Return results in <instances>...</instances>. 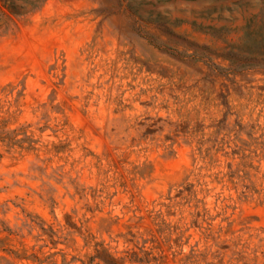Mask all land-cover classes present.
Here are the masks:
<instances>
[{
    "label": "clouds",
    "instance_id": "clouds-1",
    "mask_svg": "<svg viewBox=\"0 0 264 264\" xmlns=\"http://www.w3.org/2000/svg\"><path fill=\"white\" fill-rule=\"evenodd\" d=\"M0 4V264H264V0Z\"/></svg>",
    "mask_w": 264,
    "mask_h": 264
},
{
    "label": "rangeland",
    "instance_id": "rangeland-1",
    "mask_svg": "<svg viewBox=\"0 0 264 264\" xmlns=\"http://www.w3.org/2000/svg\"><path fill=\"white\" fill-rule=\"evenodd\" d=\"M0 6L4 7L6 11H11V9L7 5L0 4Z\"/></svg>",
    "mask_w": 264,
    "mask_h": 264
}]
</instances>
